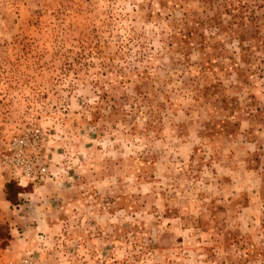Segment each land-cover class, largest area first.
I'll return each mask as SVG.
<instances>
[{
    "label": "rangeland",
    "instance_id": "rangeland-1",
    "mask_svg": "<svg viewBox=\"0 0 264 264\" xmlns=\"http://www.w3.org/2000/svg\"><path fill=\"white\" fill-rule=\"evenodd\" d=\"M178 4L0 0V264H264L263 79L248 93L226 76L212 104L180 92L187 78L161 93ZM100 63L155 80L154 128L94 119V81L120 79ZM10 181L26 188L16 205Z\"/></svg>",
    "mask_w": 264,
    "mask_h": 264
},
{
    "label": "trees",
    "instance_id": "trees-1",
    "mask_svg": "<svg viewBox=\"0 0 264 264\" xmlns=\"http://www.w3.org/2000/svg\"><path fill=\"white\" fill-rule=\"evenodd\" d=\"M192 4L193 8L185 11ZM178 5H180L181 17L175 22V33L171 35L168 46L173 54H179L177 57L173 55L167 64H163V69L167 73L164 75L163 83L159 85L161 93L170 94L174 91V89H168L171 83L179 81L183 83L187 78L191 84L179 91L190 95L197 104H212L213 96L220 95L225 90L222 79L231 75L236 76L237 83L243 81L248 93L252 89L250 81L262 78L263 82L258 86L264 93V67L262 66L264 64V0H253L252 3L247 0H180ZM201 31H209L210 39H214L213 42L207 41ZM176 35L180 37L178 38L180 44L173 41ZM191 40L193 42L190 51L180 47ZM233 42L236 43V47H231L234 45ZM173 47L175 48L172 49ZM195 52L198 57L196 60H191L190 56ZM259 52L262 53L258 55ZM137 55V61L141 62V52ZM99 66L104 71L113 68L108 71L117 73L120 79L114 83L108 82L109 88L106 89L99 80L94 81L93 88L102 90L96 94L97 100L94 103L92 115L94 119L100 120L122 114L125 121L128 116L140 113L147 117L144 118L145 124L142 129L146 131L154 128V124L159 123L158 110L163 107L154 104L148 93L142 89L145 87L144 84L151 82L154 84L155 80L144 76L146 71H140L135 65L110 67L100 63ZM132 71L136 76L135 80L126 78ZM132 84L133 88L129 93L127 90ZM253 87L256 88V86ZM238 88L239 85L229 87L233 90ZM119 90L122 91L121 94H118ZM250 98L253 97L250 96ZM223 102L224 100L221 101ZM246 106L249 105H245V108ZM236 108L237 103L232 102L229 117L234 116ZM245 113L253 117V109L246 108ZM25 189L17 182L6 183V200L11 205H16L18 195ZM0 229H6V227L0 225ZM6 237H9V233Z\"/></svg>",
    "mask_w": 264,
    "mask_h": 264
}]
</instances>
